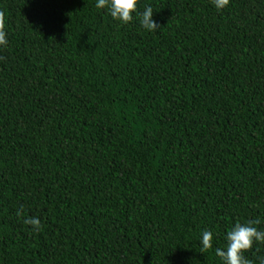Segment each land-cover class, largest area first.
Here are the masks:
<instances>
[{"label": "trees", "instance_id": "obj_1", "mask_svg": "<svg viewBox=\"0 0 264 264\" xmlns=\"http://www.w3.org/2000/svg\"><path fill=\"white\" fill-rule=\"evenodd\" d=\"M96 3L0 0V264H223L264 230V0Z\"/></svg>", "mask_w": 264, "mask_h": 264}, {"label": "clouds", "instance_id": "obj_2", "mask_svg": "<svg viewBox=\"0 0 264 264\" xmlns=\"http://www.w3.org/2000/svg\"><path fill=\"white\" fill-rule=\"evenodd\" d=\"M215 8L219 11L227 7L229 0H211ZM98 9L107 8L113 20H118L121 24H128L133 20V13L140 16L141 26L149 31L155 32L159 25L152 19L153 9L146 6L142 13L138 12V0H97L95 5ZM5 14L0 11V47L7 46V34L5 32ZM3 59V57H0ZM23 205L17 210L16 215L22 216ZM30 225L35 231L41 230V220L38 217H27L23 221ZM259 218L241 224L236 222L226 234V249H216V255L221 258L223 264H252L244 253L252 249L254 243L264 244V230H260L254 225L260 224ZM213 235L210 231L202 233V251L212 248ZM260 264H264V258L260 259Z\"/></svg>", "mask_w": 264, "mask_h": 264}]
</instances>
